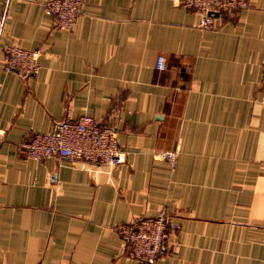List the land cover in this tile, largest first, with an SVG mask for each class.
I'll return each instance as SVG.
<instances>
[{"label": "crops", "instance_id": "0c3cea01", "mask_svg": "<svg viewBox=\"0 0 264 264\" xmlns=\"http://www.w3.org/2000/svg\"><path fill=\"white\" fill-rule=\"evenodd\" d=\"M46 1L0 0V264H143L118 227L161 209L180 229L158 264H264V0L214 31L174 0H83L71 32ZM15 44L41 51L33 79L4 70ZM85 114L123 164L26 158Z\"/></svg>", "mask_w": 264, "mask_h": 264}, {"label": "built area", "instance_id": "2783aa9c", "mask_svg": "<svg viewBox=\"0 0 264 264\" xmlns=\"http://www.w3.org/2000/svg\"><path fill=\"white\" fill-rule=\"evenodd\" d=\"M198 17L197 27L203 31L217 29L221 17L234 18L250 6L247 0H174ZM83 0H47L45 13L54 18V26L61 31L74 30L83 7ZM217 15V16H216ZM41 51L27 50L19 45L6 49L4 70L15 73L21 80L28 81L41 69ZM157 69L166 70V58L159 56ZM5 137L0 130V139ZM119 131L104 125L90 115L60 122L55 131H38L21 143L26 158L37 162L46 159H68L73 163L115 168L126 161L125 152L120 148ZM156 158L175 165L178 152L157 153ZM171 232L168 233V228ZM180 225L169 219L166 209L156 216L146 217L118 227V233L129 245V259L143 264H158L167 255V241L179 231Z\"/></svg>", "mask_w": 264, "mask_h": 264}, {"label": "water", "instance_id": "95a60500", "mask_svg": "<svg viewBox=\"0 0 264 264\" xmlns=\"http://www.w3.org/2000/svg\"><path fill=\"white\" fill-rule=\"evenodd\" d=\"M217 16V15H216Z\"/></svg>", "mask_w": 264, "mask_h": 264}]
</instances>
